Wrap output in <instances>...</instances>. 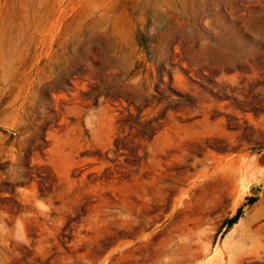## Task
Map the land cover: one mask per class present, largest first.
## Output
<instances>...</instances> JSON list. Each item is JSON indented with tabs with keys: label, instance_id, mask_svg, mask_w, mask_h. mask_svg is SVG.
I'll use <instances>...</instances> for the list:
<instances>
[{
	"label": "rangeland",
	"instance_id": "1",
	"mask_svg": "<svg viewBox=\"0 0 264 264\" xmlns=\"http://www.w3.org/2000/svg\"><path fill=\"white\" fill-rule=\"evenodd\" d=\"M0 264H264V0H0Z\"/></svg>",
	"mask_w": 264,
	"mask_h": 264
},
{
	"label": "trees",
	"instance_id": "2",
	"mask_svg": "<svg viewBox=\"0 0 264 264\" xmlns=\"http://www.w3.org/2000/svg\"><path fill=\"white\" fill-rule=\"evenodd\" d=\"M239 214H240V210L237 212V214L235 215V217H234L233 219H231L229 222H230V223L235 222V221L238 219Z\"/></svg>",
	"mask_w": 264,
	"mask_h": 264
},
{
	"label": "bare ground",
	"instance_id": "3",
	"mask_svg": "<svg viewBox=\"0 0 264 264\" xmlns=\"http://www.w3.org/2000/svg\"><path fill=\"white\" fill-rule=\"evenodd\" d=\"M244 224V223H243Z\"/></svg>",
	"mask_w": 264,
	"mask_h": 264
}]
</instances>
